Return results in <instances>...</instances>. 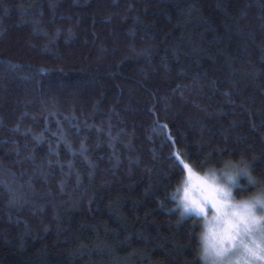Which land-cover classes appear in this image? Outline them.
I'll return each instance as SVG.
<instances>
[{"label":"trees","instance_id":"16d2710c","mask_svg":"<svg viewBox=\"0 0 264 264\" xmlns=\"http://www.w3.org/2000/svg\"><path fill=\"white\" fill-rule=\"evenodd\" d=\"M184 165L264 194V0H0V264H206Z\"/></svg>","mask_w":264,"mask_h":264},{"label":"rangeland","instance_id":"374dc122","mask_svg":"<svg viewBox=\"0 0 264 264\" xmlns=\"http://www.w3.org/2000/svg\"><path fill=\"white\" fill-rule=\"evenodd\" d=\"M184 168V179L178 195L179 209L182 215L194 216L202 221V254L206 264H264V260L244 254V249L240 245L241 239L250 247L251 239H256L261 247H264V242L260 241L258 233H254L253 237L244 235L243 224H240L239 228L241 235L234 241L236 248L232 249L227 258L217 255L222 248H231V244L225 240L226 235L235 234L237 231L235 225L246 215L245 205L251 204L252 199L258 195L244 200H234L232 188L236 182L229 183L226 179L231 173L227 171H221L219 174L214 171L200 173L188 165L187 167L184 165ZM221 190L230 195L224 196ZM185 205L189 206L187 212ZM197 206H203L204 212L198 214ZM253 211L258 217L264 216V211H261L259 205Z\"/></svg>","mask_w":264,"mask_h":264},{"label":"snow or ice","instance_id":"6c2138e0","mask_svg":"<svg viewBox=\"0 0 264 264\" xmlns=\"http://www.w3.org/2000/svg\"><path fill=\"white\" fill-rule=\"evenodd\" d=\"M185 167H187V165H185ZM221 192L223 193L224 196L230 195V193L225 192L223 190H221ZM256 204H259L261 211H264V202H255L251 204H246L245 205V208L247 210L246 215L242 216L240 222L235 225L237 231L235 232V234L228 233L225 237V240L231 244V248L224 247L217 253V255L227 258L228 254L232 251V249L236 248L234 241L236 240L237 237L241 235V232L239 230L240 224L244 225L243 228L244 235L253 237L254 233H258L260 241L264 242V223H262V221H264V216L258 217L255 215L253 209L256 207ZM197 208H198V214L200 212H204L203 206H197ZM188 210H189V206L185 205V211L187 212ZM250 243L252 244L251 247L249 246L248 243H245L243 239L240 240V245L244 249V254H246L248 257H255L264 260V254H262L264 253V247H261V244L258 243L256 239H251Z\"/></svg>","mask_w":264,"mask_h":264},{"label":"clouds","instance_id":"9594fccd","mask_svg":"<svg viewBox=\"0 0 264 264\" xmlns=\"http://www.w3.org/2000/svg\"><path fill=\"white\" fill-rule=\"evenodd\" d=\"M245 175H248L250 178V174L245 173ZM226 179L229 183L236 182L238 179V174L237 173L229 174V175H227ZM255 202H264V194H261V195L254 197L250 203H255ZM257 205H259V204H256V206Z\"/></svg>","mask_w":264,"mask_h":264}]
</instances>
